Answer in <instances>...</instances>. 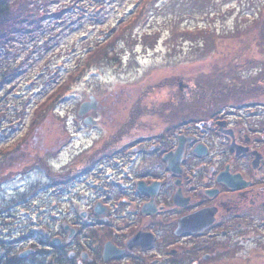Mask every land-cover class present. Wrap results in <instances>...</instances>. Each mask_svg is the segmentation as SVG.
<instances>
[{"label":"rangeland","instance_id":"374dc122","mask_svg":"<svg viewBox=\"0 0 264 264\" xmlns=\"http://www.w3.org/2000/svg\"><path fill=\"white\" fill-rule=\"evenodd\" d=\"M45 1L47 5L35 11L67 7L57 19H41L28 36L16 32L7 59L0 56V144L14 139L27 153L4 172V160L13 148L0 153V172L6 174L0 181V252L8 247L18 255L29 248L31 254L44 256L41 262L31 256L24 263L29 252L18 255L22 264H46L51 257L43 253L48 249L43 244L46 236L64 233L61 239L66 241L71 229L64 228L65 222L77 214L88 219L80 212L86 207L85 197L95 192L85 193L83 182L115 175L111 160L124 154H109L114 144L130 139L124 133L146 132L152 121L170 120L175 113L185 120L193 118L186 124H207L209 113L218 109L238 118L255 102L262 103L264 115V0ZM16 5L4 15L9 27L17 25L12 15H32V10L20 13ZM106 40V46H97ZM90 50L98 51L86 61ZM76 56L84 66L74 73L64 96L25 136L21 134L24 125L16 118L22 102L30 98L33 104L63 79L76 65ZM7 62L15 67L12 73H5ZM178 75L188 84L186 91L176 81ZM90 95L104 106L105 114L92 112L96 124L85 125L76 110ZM117 121L122 124L121 137ZM33 152L36 163L21 166L20 159ZM91 155L102 158L101 167L91 169L98 171L97 177L92 172L82 175L87 165L76 168ZM83 235L80 230L74 238L85 241ZM236 250L224 259L223 254L218 264H264L263 235L256 233L251 243Z\"/></svg>","mask_w":264,"mask_h":264},{"label":"flooded vegetation","instance_id":"af4514ba","mask_svg":"<svg viewBox=\"0 0 264 264\" xmlns=\"http://www.w3.org/2000/svg\"><path fill=\"white\" fill-rule=\"evenodd\" d=\"M177 77L186 91L188 84ZM261 105L255 102L238 118L218 109L207 124H186L193 118L175 113L152 121L146 132L124 133L130 139L114 144L107 155L124 154L111 160L115 175L101 182L85 179L84 192H95L80 212L88 219L77 214L65 222L71 229L66 241L64 233L51 235L49 264H218L256 233L264 237ZM103 109L98 104L94 112L105 114ZM100 159L91 155L82 175L99 169ZM80 230L85 241L74 238Z\"/></svg>","mask_w":264,"mask_h":264},{"label":"trees","instance_id":"16d2710c","mask_svg":"<svg viewBox=\"0 0 264 264\" xmlns=\"http://www.w3.org/2000/svg\"><path fill=\"white\" fill-rule=\"evenodd\" d=\"M0 0V56H3V58L6 60L10 46L9 44L12 42L13 37L16 32H21L25 36H28L29 32L32 30L33 27L41 25V19H51L56 17L59 18L58 14H61L64 9L67 7L65 5L59 6L53 11H49L47 8H45V11L43 13H38L35 11V8L38 7L39 9L42 8V5L45 6L46 1L44 0ZM16 3H19L16 5ZM15 5L17 6V9L20 11V13H26L27 10H32V15H12L11 19H14L13 24H17L14 27H9L10 22L6 21L4 19V15L6 14L7 11L10 9H14ZM20 7V9L18 8ZM24 26H27L25 28ZM17 27H20L21 29H17ZM183 32H194V33H200L198 31H193V30H187L185 29ZM173 37V36H172ZM107 39V38H105ZM104 39V40H105ZM110 39V38H109ZM110 40H106L104 42L98 43V45L104 43V46L109 42ZM103 46V47H104ZM97 48V47H95ZM99 49V47H98ZM107 48L105 47L103 52H105ZM91 51V50H90ZM98 50H96L94 53H97ZM111 53L113 52L112 55H114V50L112 49L110 51ZM93 51L89 52L86 58V61L91 57ZM79 59L78 56H76L75 61ZM10 62H7L4 64L5 68V73H12L15 70V67L10 66ZM74 64V63H73ZM78 62L76 63L73 68H70L65 77L55 83L50 89L46 92L43 93V95L34 101L33 104H29L30 98L25 99L22 104L21 108L18 112V116L16 118V121L20 124V126H23L21 134L25 136L27 134V129H29L31 126H33L37 121L45 115V113L50 109L53 108L54 103L59 100V98L63 97L64 91L67 89V86L69 85L72 76L74 73L78 72L81 70V68L84 66L82 64L79 66ZM1 91V90H0ZM42 99V100H41ZM41 100V101H40ZM33 112H35V119L33 118ZM19 141L22 139L20 137ZM14 139L10 140L7 143H2L0 144V153L1 152H8L10 148L12 150V153L8 154L7 153V160H4L7 162L4 171H9L11 167L9 164L18 162L17 157L21 156H27V153L21 151L20 146H17V140L13 141ZM19 144V143H18ZM35 152L33 154L26 158V159H20V164L21 166L25 165L28 162H33L36 163V157H35ZM8 174V173H7ZM6 174L2 175V171L0 172V181L5 177ZM21 258L15 254L9 251L8 247L5 249L4 252H0V264H22L23 262H20Z\"/></svg>","mask_w":264,"mask_h":264},{"label":"water","instance_id":"95a60500","mask_svg":"<svg viewBox=\"0 0 264 264\" xmlns=\"http://www.w3.org/2000/svg\"><path fill=\"white\" fill-rule=\"evenodd\" d=\"M96 108V99L93 95L89 96L88 100L82 101L78 108V114L84 115L86 114L90 109ZM85 123H92L93 119L91 116L84 117Z\"/></svg>","mask_w":264,"mask_h":264},{"label":"bare ground","instance_id":"6f19581e","mask_svg":"<svg viewBox=\"0 0 264 264\" xmlns=\"http://www.w3.org/2000/svg\"><path fill=\"white\" fill-rule=\"evenodd\" d=\"M82 166V165H81Z\"/></svg>","mask_w":264,"mask_h":264}]
</instances>
